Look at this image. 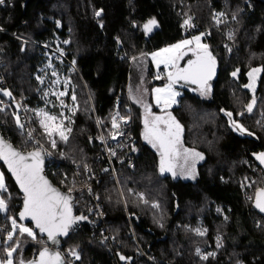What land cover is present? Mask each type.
<instances>
[{
	"label": "trees",
	"instance_id": "trees-1",
	"mask_svg": "<svg viewBox=\"0 0 264 264\" xmlns=\"http://www.w3.org/2000/svg\"><path fill=\"white\" fill-rule=\"evenodd\" d=\"M153 19L156 24L145 31ZM0 27L33 40L68 38V56L86 83L76 74L80 109L74 131L68 143H59L54 153L60 159L47 173L65 190L76 187L74 165L101 178L96 188L114 243L104 242L88 218L90 200L77 195L76 212L86 219L62 241L67 264H120L122 256L133 258V264H264V216L253 206L255 193L264 188V170L252 157L264 151V0H14L0 10ZM198 34L216 65L204 94L184 80L172 85L180 93L171 112L183 128V144L204 156L196 178L182 180L160 172L159 153L143 138L146 107L162 112L154 89L168 84L167 74L174 71L166 68V78L153 82L150 55ZM24 44L0 32L7 81L6 88L0 84V97L6 100L37 97L33 74L42 57L37 46L28 43L23 50ZM186 56L181 68L195 59L191 51ZM253 69H260L254 88L247 87ZM15 109L10 102L0 112V132L20 149L32 150ZM95 111L106 133L117 113L137 122L142 159L134 171L121 170L124 201L99 158L100 145L90 143L98 131ZM0 168L7 180L0 197L7 204L0 212L2 225L18 216L23 196L1 163ZM248 182L252 185L244 191ZM36 234L18 230L13 239H3L1 259L13 247L15 264L32 259L47 245Z\"/></svg>",
	"mask_w": 264,
	"mask_h": 264
},
{
	"label": "snow or ice",
	"instance_id": "snow-or-ice-1",
	"mask_svg": "<svg viewBox=\"0 0 264 264\" xmlns=\"http://www.w3.org/2000/svg\"><path fill=\"white\" fill-rule=\"evenodd\" d=\"M4 3L5 0H0V5ZM96 15L99 16L100 12H97ZM188 23L189 21L186 20L185 24ZM155 24L156 21L154 19L150 20L144 25L145 31L150 32ZM193 42H195V48H189L188 46L193 44ZM188 51L193 52L195 59L188 60L186 66L181 68L178 61L183 59ZM152 58L156 61L157 66L162 63L166 68L174 69V71H169L167 74L168 85L164 89L157 88L154 90L158 105L162 104L164 108H167L170 104L176 102L175 97L179 93L173 91L172 85L180 80L199 85L202 94L210 90L208 81L215 73L216 61L215 57L208 50V46L201 44L199 36L194 37L193 40H184L179 44L163 49L161 52L154 53ZM259 71L260 69H253L249 73L253 82L247 85V87L254 88L255 74ZM63 94L61 93V95ZM5 95H11V93H5ZM248 110H252L251 104L248 105ZM226 115L231 117L232 114L226 113ZM44 116L47 121H55L56 119V117L48 116L46 113ZM149 116H152L151 110L149 107H146L143 138L159 153V170L161 173L171 172L175 176V168L181 159L184 160L185 164H187L190 158L203 159L201 153L183 147L181 125L170 113L167 114V118L165 116H152L151 120H149ZM232 123L237 130L244 131L235 121H232ZM41 124L49 136L55 131L59 133L62 140H67L62 124L50 127L45 120H42ZM113 127H118L115 120H113ZM52 144L55 146L54 140ZM0 159L5 161L9 171L15 176L17 183L24 193V210L20 213L21 219L31 217L40 232L47 233L49 240L56 242L57 236L68 234L72 224L78 220L86 219L83 216L73 217L72 205L70 203L71 197L54 188L41 174L43 171V161L40 152H33L28 154V156H24L12 149L6 142L0 140ZM257 159L264 164V153L259 154ZM191 174L189 173V175ZM6 190L4 175L0 173V192ZM256 207L261 212H264V189L259 190L256 194ZM6 210L7 204L5 200L0 199V212ZM12 224L15 229L16 221L13 220ZM20 231L35 238V233L30 228L20 226ZM200 234L203 235L202 232ZM8 239H12L11 233H9ZM15 250L12 248L8 251L9 259L7 264H12L11 256ZM72 255L79 259L74 250ZM203 258L207 259V257ZM121 259L125 258L122 256ZM0 264H3V262L0 261ZM21 264H23V261H21ZM30 264H63V260L58 252L50 254L48 249L45 248L40 252V259L36 262H30Z\"/></svg>",
	"mask_w": 264,
	"mask_h": 264
},
{
	"label": "built area",
	"instance_id": "built-area-1",
	"mask_svg": "<svg viewBox=\"0 0 264 264\" xmlns=\"http://www.w3.org/2000/svg\"><path fill=\"white\" fill-rule=\"evenodd\" d=\"M13 4L14 0H5V3L0 5V10ZM0 32L9 33L26 43H31L34 46H37L41 51V61L38 69L33 74V78L38 84L36 99L31 101V104L23 99L13 98L8 99L10 100L8 101L0 97V112H5L10 102L16 105L17 109H15V113L18 115V122L24 131H26L30 143H34V146L37 147L36 149L43 152L47 160L48 172V169L52 168L53 163L60 158L56 156L50 147L43 144L45 142L38 134L39 130L35 118H38V123L41 126L42 120H45L50 127L62 124L67 137L69 136L70 131L74 129L76 115L80 109V102L75 90V82H73L68 74H66L65 67L67 65H73L76 68L75 61L68 57L62 47H57L51 42L58 37L53 38L51 41H41L20 36L17 33L9 32L1 27ZM117 41L119 42L118 38ZM4 69L5 62L0 53V84L6 88L7 81ZM166 72L167 70L165 66H160L157 69L152 67L151 80L155 82L166 78ZM61 93L64 94L61 95ZM73 97H75V99H73ZM45 113L48 116L56 117L55 121H47L44 116ZM113 120H115L118 127L114 128L112 121L111 131L110 133H106L105 122L97 118L96 122L98 131L91 136L90 143L100 145L101 156L99 158L102 159L104 163H107V169L111 170V177L114 179L116 185L119 186L121 196L123 197V191L120 184L121 170L122 168H127L130 171H134L137 167L138 161L142 159V151L137 143V137L135 136L137 127L136 119L132 116H124L122 113H117ZM43 129L45 130L44 127ZM52 136L55 142H57V139H60L59 142H66L60 138L58 132L54 131ZM73 167L75 174L73 181L74 184H76V187H73L68 191L75 195L76 198L77 195H80L85 196L90 200L93 210L92 215L88 216L89 220L95 222L94 227L96 231L103 234L104 242L111 244L114 243V236L109 232L108 222L105 221L108 217V213L102 202L101 194L96 188V185L101 184V178L97 174L89 172L87 169L83 171L78 165H74ZM251 185L252 183L249 182L243 185L244 191L248 190L246 189V186L250 187ZM248 197H250V194ZM9 231L10 226L5 224L0 225V233H7L6 237L1 236V238L9 240ZM37 255L38 252L35 253L34 258L37 257ZM64 257L66 259V256ZM138 257L139 256H136V258ZM143 257L151 260L145 253L143 254ZM120 264H133V258H125Z\"/></svg>",
	"mask_w": 264,
	"mask_h": 264
},
{
	"label": "rangeland",
	"instance_id": "rangeland-1",
	"mask_svg": "<svg viewBox=\"0 0 264 264\" xmlns=\"http://www.w3.org/2000/svg\"><path fill=\"white\" fill-rule=\"evenodd\" d=\"M102 14V12H100V15ZM56 36L55 37H58V38H55L54 39V41H51V42H53L54 44H55V46H57V47H62L64 50H65V52H66V54L68 55V47H69V45H70V40L67 38V39H64V38H62L61 36H57V34H55ZM21 36V35H20ZM196 36H199L200 37V42H201V44H204L203 42H202V39H203V35H201V34H198V35H194V36H190V37H188V38H185L184 40H193V38L194 37H196ZM15 37V36H14ZM184 40H182V41H184ZM182 41H180V42H178V43H176V44H179V43H181ZM28 44V43H27ZM175 45V44H174ZM189 48H195V42H193V44H191V45H189L188 46ZM62 49V50H63ZM185 50H187V49H185ZM159 51V50H158ZM154 53H158L157 51L156 52H154ZM153 53V54H154ZM188 53V52H187ZM39 54H40V56L42 57V55H41V51H40V49H39ZM153 54H151L150 55V57H151V59H152V61H153V67L154 68H159L161 65H162V63L161 64H159V66H157V63H156V61H154L153 60ZM69 57V56H68ZM186 60H187V56L185 55L184 57H183V59H181V60H179L178 61V64L180 65V67H181V65L183 64V65H185V63H186ZM75 65H76V62H75ZM182 65V66H183ZM185 67V66H184ZM76 68H77V66H76ZM73 65H71V66H69V65H67L66 67H65V72H66V74H68V76L72 79V81L73 82H75V90H76V92H77V94H78V90H77V83H76V81H75V76H76V74L77 75H79L81 78H82V80H83V82L85 83V80L83 79V77L80 75V73H79V70H78V68L76 69ZM183 68V67H182ZM61 70V69H60ZM62 71V70H61ZM86 84V83H85ZM177 91V90H176ZM179 96H180V93H179V95H177V97L175 98V103H173V104H170V106H168L167 108H164L163 107V105L161 104V105H158V107H160L161 108V110H162V112L161 113H156V112H152L151 111V114H152V116H165L166 118H167V114L168 113H170L171 114V116L172 117H174L175 118V116H174V114L171 112V107H173L175 104H177V102H178V99H179ZM25 101H28L29 103H31V101H30V98L28 97L27 99H24ZM32 104V103H31ZM15 115H16V117H17V120H18V115L15 113ZM146 116V115H145ZM152 116H149L148 118H149V120H151V118H152ZM175 120L177 121V119L175 118ZM35 121H36V125H37V127H38V130H39V133L41 132V134H43V137L46 139V142L45 143H49L48 145L47 144H44L45 146H47V147H50L53 151H57L58 150V148H59V140L60 139H57V142H55V146H53V144H52V141L54 140V138H53V136L51 135V136H49V134H48V132H46L44 129H43V127L41 126V125H39V123H38V118L36 117L35 118ZM178 122V121H177ZM179 123V122H178ZM182 128V127H181ZM73 131H74V129H72L71 131H70V133H69V136L67 137V140H66V142H64V143H68L69 142V140L71 139V136H72V133H73ZM144 133V132H143ZM40 136V135H39ZM145 140V139H144ZM181 140H182V145H183V147L184 148H188V147H186V146H184V144H183V128H182V133H181ZM55 141V140H54ZM147 142V141H146ZM148 143V142H147ZM149 144V143H148ZM150 146H151V144H149ZM152 147V146H151ZM37 147H35L34 146V149H36ZM153 148V147H152ZM154 149V148H153ZM188 149H191V148H188ZM154 150H156V149H154ZM191 150H193V149H191ZM194 151H196V152H199V151H197V150H194ZM200 153V152H199ZM203 156V155H202ZM203 159H204V156H203ZM203 159H199V158H190L189 160H188V162H187V164H185L184 163V160L183 159H181L179 162H178V164H177V167L175 168V171H176V175H175V177H178V178H181L182 180H194L195 178H196V176H197V173H198V166H199V164L203 161ZM193 164H194V170H193ZM0 173H3V175H4V180H5V186L7 185V180H6V175H5V173H4V171L0 168ZM189 173H192L191 175H189ZM162 174H171L172 175V173L171 172H165V173H162ZM250 183V182H249ZM120 184H121V182H120ZM117 188H118V191H119V193L121 194V192H120V189H119V186L117 185ZM121 189H122V186H121ZM122 191H123V189H122ZM0 197H1V192H0ZM122 197V196H121ZM122 200H123V197H122ZM13 220H15L16 221V228L14 229L13 228V224H12V221ZM5 225H8V226H10V231H9V233H11L12 234V239L14 238V235H15V233H16V231H18V230H20V226H23V227H27V228H30V229H32V231L35 233V238H37V234H36V231H35V229H34V227H32L30 224H22L20 221H19V219H18V216L17 217H15V216H12L11 217V219H10V224H5ZM201 230H203V229H200L199 231H201ZM24 234H26V235H28L27 233H24ZM6 235H7V233H4V234H1L0 233V244H1V242L3 241V239L5 240V241H8V240H6L5 238H1V236H3V237H6ZM29 236V235H28ZM29 237H31V236H29ZM14 248V247H13ZM15 249V248H14ZM14 253H15V251L12 253V256H11V260H12V264H15V259H14ZM7 256H8V252H7ZM8 259H9V257H7V258H5L4 260L3 259H1V257H0V261H2L3 262V264H7V261H8ZM66 261H67V258H66Z\"/></svg>",
	"mask_w": 264,
	"mask_h": 264
},
{
	"label": "water",
	"instance_id": "water-1",
	"mask_svg": "<svg viewBox=\"0 0 264 264\" xmlns=\"http://www.w3.org/2000/svg\"><path fill=\"white\" fill-rule=\"evenodd\" d=\"M26 47H27V44H24V49L23 50H25ZM0 140H3L8 145H10L12 147V149H14L15 151L19 152L20 154H22L24 156H28V154L33 153V152H40L41 153V158H42V161H43V163H42V169H43V171H42L41 174L45 177V179H47L49 181V183L54 188L58 189L61 193L66 194V195H69L71 197L70 203L72 205V215H73V217L81 216V215H78L77 212H76V200H77L76 196L73 195V194H71L68 190H65V189L61 188L60 186H58L57 184H55L53 182V180L49 177V175L47 173V160H46V158H45V156H44V154H43V152L41 150H39V149H32V150H29V151L22 150L19 147H17L14 143H12L8 138H6L1 132H0ZM261 153H264V151L256 152V153H254L252 155V157L257 162V164L261 168L264 169V164H262L260 162V160L257 159V156L259 154H261ZM0 163L4 166V168L6 169L7 173L12 178V180L15 183V185L18 187L21 195L23 196L22 207H21V209H20V211L18 213V219H19V221L22 224H31L34 227L35 231L38 233V235L40 237L44 238L46 240V243H47V245L38 252L37 257H35V258L33 257L29 261L23 262V264H30V262H36V261H38L40 259V252L43 251L45 248L48 249V251H49L50 254L51 253L58 252L61 255V257H62L63 264H67V261H66L64 255H63V253L60 250V247L62 245V241L65 240V239H67V238H69L72 235L74 229L78 225H80L81 223L84 222V219L83 220H78L74 224H72L71 227L69 228V231H68V234L67 235L57 236L56 242H53V241L49 240L48 237H47V233L40 232V230L36 227L35 222L31 219V217H25V218L21 219L20 213L24 210V193H23L22 189L20 188L19 184L17 183L15 176L11 173V171H9L8 166L5 163V161L2 160V159H0ZM261 189H264V188H261ZM261 189H259V190H261ZM257 192H256V194H257ZM256 194H255V199H254V202H253V206H254L255 210L259 214H261L262 216H264V212H261L260 209L256 207Z\"/></svg>",
	"mask_w": 264,
	"mask_h": 264
},
{
	"label": "crops",
	"instance_id": "crops-1",
	"mask_svg": "<svg viewBox=\"0 0 264 264\" xmlns=\"http://www.w3.org/2000/svg\"><path fill=\"white\" fill-rule=\"evenodd\" d=\"M169 47H171V46H168V47H165V48H169ZM165 48H163V49H165ZM163 49H161V50H159V51H157V52H161ZM161 66H165V65L162 64ZM167 85H168V84H166V85H164V86L156 87L155 89H157V88L164 89ZM155 89H154V90H155ZM172 89H173L174 92L179 93L178 91H176V90L173 88V86H172ZM176 97H177V96H176ZM176 97H175V98H176ZM154 98H155V101H156V93H155V91H154ZM177 98H178V97H177Z\"/></svg>",
	"mask_w": 264,
	"mask_h": 264
},
{
	"label": "bare ground",
	"instance_id": "bare-ground-1",
	"mask_svg": "<svg viewBox=\"0 0 264 264\" xmlns=\"http://www.w3.org/2000/svg\"><path fill=\"white\" fill-rule=\"evenodd\" d=\"M119 42H120V40H119ZM95 116H96V119H97V118L100 119V117L97 115L96 111H95ZM259 152H260V151H259ZM255 194H256V193H255ZM254 199H255V196L253 197V202H254Z\"/></svg>",
	"mask_w": 264,
	"mask_h": 264
}]
</instances>
